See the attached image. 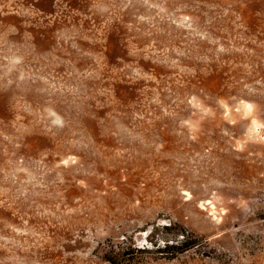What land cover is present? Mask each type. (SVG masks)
Returning a JSON list of instances; mask_svg holds the SVG:
<instances>
[{"label":"rangeland","instance_id":"rangeland-1","mask_svg":"<svg viewBox=\"0 0 264 264\" xmlns=\"http://www.w3.org/2000/svg\"><path fill=\"white\" fill-rule=\"evenodd\" d=\"M111 245L264 264V0H0V264Z\"/></svg>","mask_w":264,"mask_h":264},{"label":"trees","instance_id":"trees-1","mask_svg":"<svg viewBox=\"0 0 264 264\" xmlns=\"http://www.w3.org/2000/svg\"><path fill=\"white\" fill-rule=\"evenodd\" d=\"M147 251L148 250L146 248L136 246L133 248L131 245L127 247H116L111 245V248L105 253V259L110 264H141L147 259L146 255L144 254ZM177 255L178 253H168L163 255V258L172 260L175 259Z\"/></svg>","mask_w":264,"mask_h":264}]
</instances>
